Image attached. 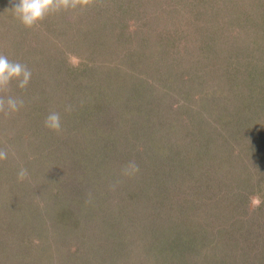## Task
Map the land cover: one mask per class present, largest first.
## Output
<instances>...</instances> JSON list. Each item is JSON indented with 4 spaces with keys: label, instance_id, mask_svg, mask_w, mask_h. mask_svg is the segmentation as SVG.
<instances>
[{
    "label": "rangeland",
    "instance_id": "1",
    "mask_svg": "<svg viewBox=\"0 0 264 264\" xmlns=\"http://www.w3.org/2000/svg\"><path fill=\"white\" fill-rule=\"evenodd\" d=\"M18 3L0 54L42 69L0 94L24 100L0 113V264H202L206 197L264 227V0H91L32 28Z\"/></svg>",
    "mask_w": 264,
    "mask_h": 264
},
{
    "label": "trees",
    "instance_id": "2",
    "mask_svg": "<svg viewBox=\"0 0 264 264\" xmlns=\"http://www.w3.org/2000/svg\"><path fill=\"white\" fill-rule=\"evenodd\" d=\"M13 8L14 7L7 8L4 6V9H8V11H10V14L13 17H15V13L13 11ZM166 16H168V12H162L161 17L164 18ZM168 32H170V31H168ZM150 37L156 39L155 34L150 35ZM167 37H170V36H167ZM147 38L150 39L149 36H147ZM160 38H161V36H160ZM161 39H163V37ZM167 39H170V38H167ZM16 45L17 46H15V47L19 50H21L23 47L25 48L24 44L18 43ZM32 49H34V48H32ZM7 51L12 52L13 50L10 49ZM31 54L32 53H29V55H31ZM237 61H238V59L235 60V62H237ZM27 67L31 71H34V72L35 71L39 72L40 69H42V67H38L37 65H35L34 62L30 63ZM34 67H35V69H34ZM250 71H252L251 67H250ZM245 77H246V75L240 74V81L242 82L243 79H245ZM234 82L236 83V85L231 90H229V92L234 96V98L236 97V99H237L238 98L239 82H236V81H234ZM251 108H253V106ZM256 108L264 110L263 104H262V106L256 107ZM244 109H245V107H244ZM252 118H254V117L252 116ZM197 133H198V131H197ZM197 133L195 132V134H197ZM193 141H195V140H193ZM258 144H260L261 147H263L264 146V139L258 138ZM197 150H198V148L196 149V151ZM196 151L191 153V155H194V158H193V161L195 163L194 166H196L198 169L199 161H200L201 157L205 156V151L202 149L200 150V147H199V150L197 152ZM183 152L187 153V154L190 153V152H186L185 150H183ZM180 155H183V154H180ZM242 158L243 157H241V160H242ZM183 159H185V158H183ZM209 159H208V161H209ZM185 163L186 162H184V164ZM208 164L209 163L207 162V164H206L207 167H208ZM186 168H188V167L186 166ZM191 171H193V170H191ZM198 172L204 174L205 168L204 167L200 168L198 170ZM187 191H188V189L186 188L184 192L187 194ZM219 195H220V193H219ZM204 200H205V205H204L205 206V234H208V236H207V238H205L204 249L199 248L200 245H197L198 246L197 256H204L203 259H201L202 264H234L235 259H242V258L245 259V257H247V256L250 257V262L253 264H255V262H258V261H259L258 264H264V260L261 259L260 255L258 253L261 250V248L259 247L258 244H254L257 242L261 243L262 241H264V227L261 228V225H257V223L261 222V221H258L256 223L255 222L251 223V219L248 221H245L246 219L244 220V219L240 218L243 215L239 214V212H237L236 215H234V213H231L232 211H229V210L234 209V207L236 210H239L238 201H237V199H235V197L233 200H229L231 203L227 202L226 206L221 204V206L223 208L221 206H219L220 203L217 204V202H216L217 199H215V198L206 197ZM218 209H223V217L221 215L217 214ZM212 215L213 216L215 215L216 219H217V223L215 224V226L214 225L211 226L210 219H211ZM226 215L228 217V222L225 220L226 218L224 219V216L226 217ZM239 215H241V216L239 217ZM254 225H256V226H254ZM253 227L258 228V229H255V231H251L250 229ZM246 230H250V231L248 232ZM257 230H259V232H256ZM187 239L189 240V238H187ZM183 248H185V245H183Z\"/></svg>",
    "mask_w": 264,
    "mask_h": 264
},
{
    "label": "clouds",
    "instance_id": "3",
    "mask_svg": "<svg viewBox=\"0 0 264 264\" xmlns=\"http://www.w3.org/2000/svg\"><path fill=\"white\" fill-rule=\"evenodd\" d=\"M91 0H19L13 11L16 18L26 28H32L43 21L48 15L68 11L78 7H86ZM32 71L27 65L18 61H10L7 56L0 54V94L10 91L11 85L15 82L19 89H26L30 83ZM24 106V100L12 95H0V113L6 117L11 116ZM70 111V108H66ZM44 126L51 131H61V116L59 112L51 111L45 117ZM8 153L0 150V160H6ZM139 168L135 163H130L125 169V175L138 172ZM28 171L21 167L17 173V178L23 181L27 178Z\"/></svg>",
    "mask_w": 264,
    "mask_h": 264
}]
</instances>
